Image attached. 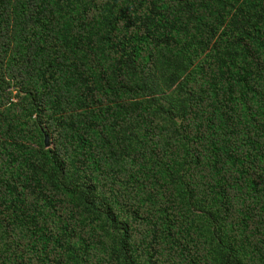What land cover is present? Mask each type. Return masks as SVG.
<instances>
[{
    "label": "trees",
    "instance_id": "1",
    "mask_svg": "<svg viewBox=\"0 0 264 264\" xmlns=\"http://www.w3.org/2000/svg\"><path fill=\"white\" fill-rule=\"evenodd\" d=\"M0 264H264V0H0Z\"/></svg>",
    "mask_w": 264,
    "mask_h": 264
},
{
    "label": "water",
    "instance_id": "2",
    "mask_svg": "<svg viewBox=\"0 0 264 264\" xmlns=\"http://www.w3.org/2000/svg\"><path fill=\"white\" fill-rule=\"evenodd\" d=\"M46 147L48 148L49 147V142H48V139L46 138Z\"/></svg>",
    "mask_w": 264,
    "mask_h": 264
}]
</instances>
